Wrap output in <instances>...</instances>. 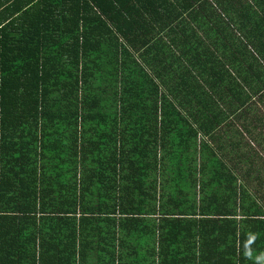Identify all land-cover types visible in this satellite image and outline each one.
Instances as JSON below:
<instances>
[{"label":"trees","instance_id":"1","mask_svg":"<svg viewBox=\"0 0 264 264\" xmlns=\"http://www.w3.org/2000/svg\"><path fill=\"white\" fill-rule=\"evenodd\" d=\"M257 98L264 0H0V264H264Z\"/></svg>","mask_w":264,"mask_h":264},{"label":"crops","instance_id":"2","mask_svg":"<svg viewBox=\"0 0 264 264\" xmlns=\"http://www.w3.org/2000/svg\"><path fill=\"white\" fill-rule=\"evenodd\" d=\"M241 180V179H240ZM243 185V182L240 181V186ZM259 188L257 187V190H256V198H257V202L259 204V206L262 208V210H264V186L261 188L260 186V190H258ZM241 217H238V220H240Z\"/></svg>","mask_w":264,"mask_h":264},{"label":"rangeland","instance_id":"3","mask_svg":"<svg viewBox=\"0 0 264 264\" xmlns=\"http://www.w3.org/2000/svg\"><path fill=\"white\" fill-rule=\"evenodd\" d=\"M259 100H260V98H257L255 102H256V105H257L259 111L263 112L264 111V104L262 102H260Z\"/></svg>","mask_w":264,"mask_h":264},{"label":"clouds","instance_id":"4","mask_svg":"<svg viewBox=\"0 0 264 264\" xmlns=\"http://www.w3.org/2000/svg\"><path fill=\"white\" fill-rule=\"evenodd\" d=\"M254 238V237H253ZM259 260V258H257Z\"/></svg>","mask_w":264,"mask_h":264}]
</instances>
